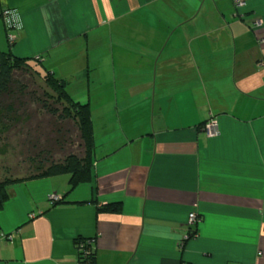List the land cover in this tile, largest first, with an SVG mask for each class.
Here are the masks:
<instances>
[{
    "label": "crops",
    "instance_id": "0c3cea01",
    "mask_svg": "<svg viewBox=\"0 0 264 264\" xmlns=\"http://www.w3.org/2000/svg\"><path fill=\"white\" fill-rule=\"evenodd\" d=\"M246 3L0 0V51L65 80L94 139L90 182L9 186L0 264H77L78 239L94 264H264V0Z\"/></svg>",
    "mask_w": 264,
    "mask_h": 264
},
{
    "label": "trees",
    "instance_id": "16d2710c",
    "mask_svg": "<svg viewBox=\"0 0 264 264\" xmlns=\"http://www.w3.org/2000/svg\"><path fill=\"white\" fill-rule=\"evenodd\" d=\"M8 12L6 22L9 30H13L18 17L14 11ZM39 115H46L51 120V129L44 141L39 129L34 131L29 126ZM14 129L18 134L26 131L25 163L23 173L18 171L15 175L6 169L4 178L0 180V200L8 198L9 186L21 181L68 174L70 190L91 181L94 139L89 105L71 97L66 81L46 70L41 58L31 61L0 51V136ZM73 129L78 133V156L73 153ZM5 151L2 149L0 156ZM120 210L121 203L101 209L110 213Z\"/></svg>",
    "mask_w": 264,
    "mask_h": 264
},
{
    "label": "rangeland",
    "instance_id": "374dc122",
    "mask_svg": "<svg viewBox=\"0 0 264 264\" xmlns=\"http://www.w3.org/2000/svg\"><path fill=\"white\" fill-rule=\"evenodd\" d=\"M50 121L51 120L48 116L39 115L31 121L29 126L33 127L34 131L39 129V134L43 138L42 141H44L47 132H49L51 129ZM73 130L74 131L71 139V141L74 143L73 153L78 156L80 155L77 143L78 133L77 130ZM25 141H27L26 131L24 133L18 134L16 133V129H14L0 136V153L2 149L5 148L6 150L5 154L3 156H0V180L4 178L6 169L10 173L14 172L15 175L18 171L23 173L22 168L25 163L23 156L27 149V147L25 148Z\"/></svg>",
    "mask_w": 264,
    "mask_h": 264
},
{
    "label": "built area",
    "instance_id": "2783aa9c",
    "mask_svg": "<svg viewBox=\"0 0 264 264\" xmlns=\"http://www.w3.org/2000/svg\"><path fill=\"white\" fill-rule=\"evenodd\" d=\"M233 3L238 10H242L247 6L246 0H233ZM9 16L8 10H4L2 12V17L7 20ZM261 24L258 21V25ZM20 24L19 22L15 25V28L10 31H19ZM17 39V36L14 34L9 35V42L12 45ZM261 65L264 67V59L261 62ZM204 132L209 138L217 137L220 135L219 124L217 119H211L205 126ZM52 199L56 202L58 198L52 197ZM57 199V200H56ZM199 221V218L196 214H190L189 216V225L194 226ZM78 249V261L77 264H94L92 258L94 257V250L92 248V244L90 240H80L77 243Z\"/></svg>",
    "mask_w": 264,
    "mask_h": 264
}]
</instances>
